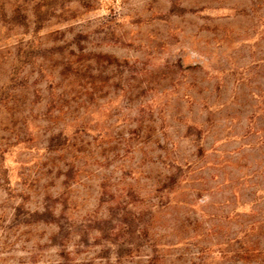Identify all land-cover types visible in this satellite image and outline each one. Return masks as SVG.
<instances>
[{
  "label": "rangeland",
  "instance_id": "374dc122",
  "mask_svg": "<svg viewBox=\"0 0 264 264\" xmlns=\"http://www.w3.org/2000/svg\"><path fill=\"white\" fill-rule=\"evenodd\" d=\"M23 8L0 264H264V0Z\"/></svg>",
  "mask_w": 264,
  "mask_h": 264
},
{
  "label": "trees",
  "instance_id": "16d2710c",
  "mask_svg": "<svg viewBox=\"0 0 264 264\" xmlns=\"http://www.w3.org/2000/svg\"><path fill=\"white\" fill-rule=\"evenodd\" d=\"M25 0H0V69L5 77L1 83V89H6L5 99L0 98V105L15 114L13 107H7L13 103L16 95L14 91L18 88L19 77V49L21 46V28L24 26L25 11L23 8ZM12 90V93L9 90Z\"/></svg>",
  "mask_w": 264,
  "mask_h": 264
}]
</instances>
